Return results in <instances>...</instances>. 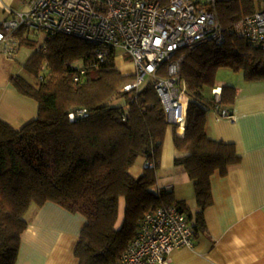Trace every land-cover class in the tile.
Wrapping results in <instances>:
<instances>
[{"label": "trees", "instance_id": "1", "mask_svg": "<svg viewBox=\"0 0 264 264\" xmlns=\"http://www.w3.org/2000/svg\"><path fill=\"white\" fill-rule=\"evenodd\" d=\"M258 4L217 0L213 9L225 41L182 50L188 107L184 134L174 135L175 164L195 182L196 213L156 186L170 122L152 81L139 91H124L135 74H123L114 56L100 62L90 43L65 34L45 40L24 65L39 81L19 75L11 80L21 95L38 102L37 118L20 128L0 118V264L16 263L28 211L47 201L85 216L75 251L79 264H117L144 215L163 205L175 204L198 235L204 210L213 204L212 176H225L241 161L233 142L207 133L211 106L232 104L236 88L225 85L219 105L205 90L216 86L222 67L242 71L247 81L264 80V48L234 30L242 18L263 9ZM15 34L21 45L33 42L24 29ZM81 110L87 115L71 117ZM140 157L155 166L136 176L131 169ZM121 198L126 205L118 226Z\"/></svg>", "mask_w": 264, "mask_h": 264}, {"label": "built area", "instance_id": "2", "mask_svg": "<svg viewBox=\"0 0 264 264\" xmlns=\"http://www.w3.org/2000/svg\"><path fill=\"white\" fill-rule=\"evenodd\" d=\"M217 0H27V9H9L0 22V47L11 57L21 47L20 29L42 30L48 38L65 34L93 46L100 62L128 53L135 66L133 81L124 91L136 90L152 81L167 120L184 128L188 107L187 84L181 75L182 50L204 42L222 44L225 28L213 7ZM234 30L255 46L264 48V8L242 18ZM83 72V70H82ZM215 102L222 101V91ZM217 105V106H218ZM219 107V106H218ZM234 120L227 107L217 108ZM86 116L87 112L72 113ZM146 161L145 167H154ZM195 244L188 216L176 205L148 211L117 264H168L177 247Z\"/></svg>", "mask_w": 264, "mask_h": 264}, {"label": "crops", "instance_id": "3", "mask_svg": "<svg viewBox=\"0 0 264 264\" xmlns=\"http://www.w3.org/2000/svg\"><path fill=\"white\" fill-rule=\"evenodd\" d=\"M26 1L0 0V22L9 15L7 7L14 9L23 2L25 10ZM114 60L123 74H135L128 53L118 50ZM118 60H129L134 70L121 69ZM225 85L236 88L234 102L226 106L235 118H224L211 106L207 133L215 140L233 142L241 161L225 176L219 173L212 176L213 204L204 210L205 226L198 235L194 232L192 248L182 246L172 251L168 264H264V80L216 82L207 97L214 99ZM38 113V102L21 95L10 83L0 89V118L4 121L20 128L37 118ZM184 129L169 123L156 186L172 191L178 202L196 213L200 208L195 182L182 165L175 164L179 151L174 145V135H183ZM142 158L131 169L136 176L144 172L146 159ZM27 219L29 225L22 234L15 264H79L75 251L86 224L84 215L47 201L42 206H31Z\"/></svg>", "mask_w": 264, "mask_h": 264}, {"label": "rangeland", "instance_id": "4", "mask_svg": "<svg viewBox=\"0 0 264 264\" xmlns=\"http://www.w3.org/2000/svg\"><path fill=\"white\" fill-rule=\"evenodd\" d=\"M256 1L259 3L258 4L259 8L264 7V0H256ZM22 3L23 2L15 6L14 10L22 11L23 10L22 8L24 7V5L22 6ZM8 9H13V8L7 7V10ZM26 36H28V39L33 42L22 44L17 54L13 57H11L2 47H0V89L5 85H7L8 83H10L13 86L11 80L15 75L24 77L28 81L34 84H36V82L39 81L38 77L29 73L24 65L30 59V57L38 50V48L43 46L47 34L45 31L42 30L27 29ZM128 61L122 62L121 60H118L117 61L118 67H120L121 69L127 72L133 71L134 68L131 65L129 66L130 61L129 62ZM238 79H244V75L242 71H234L231 68H227V67H222L217 70V74H216L217 84L219 83L233 84ZM205 93L206 95H209L210 89L209 88L206 89ZM120 103H123V100H121ZM142 160L143 158L140 157L137 160V163H141ZM160 173L162 174V172ZM160 182L163 183L164 182L163 179ZM125 205H126L125 199L121 198L118 226L122 224V221L124 219Z\"/></svg>", "mask_w": 264, "mask_h": 264}]
</instances>
